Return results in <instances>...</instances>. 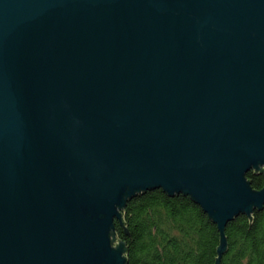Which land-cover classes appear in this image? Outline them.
<instances>
[{
  "label": "water",
  "instance_id": "95a60500",
  "mask_svg": "<svg viewBox=\"0 0 264 264\" xmlns=\"http://www.w3.org/2000/svg\"><path fill=\"white\" fill-rule=\"evenodd\" d=\"M253 168L264 0H0V264H124L113 220L152 188L217 223L218 264Z\"/></svg>",
  "mask_w": 264,
  "mask_h": 264
},
{
  "label": "trees",
  "instance_id": "16d2710c",
  "mask_svg": "<svg viewBox=\"0 0 264 264\" xmlns=\"http://www.w3.org/2000/svg\"><path fill=\"white\" fill-rule=\"evenodd\" d=\"M250 169V187H264V168ZM114 218L110 237L124 242V264H216L220 234L217 223L187 193L168 194L152 188L125 198ZM249 214L239 213L222 229L225 248L218 264H264V204Z\"/></svg>",
  "mask_w": 264,
  "mask_h": 264
}]
</instances>
